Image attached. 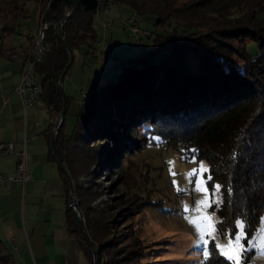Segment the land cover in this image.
Segmentation results:
<instances>
[{
	"label": "trees",
	"instance_id": "trees-1",
	"mask_svg": "<svg viewBox=\"0 0 264 264\" xmlns=\"http://www.w3.org/2000/svg\"><path fill=\"white\" fill-rule=\"evenodd\" d=\"M29 1L0 0V55L8 51L4 38L18 32L27 18ZM37 1L41 20L48 22L49 28L46 50L35 63L34 72L41 77L40 98L52 118L46 131L51 142L63 106L66 113L67 96L63 102L59 79L70 57L57 33L63 8L59 4L50 7L48 0ZM113 2L133 10L131 27L137 28L132 29L139 33L137 41L146 35L152 44L119 60L114 81L85 91L72 133H63L62 121L55 135L50 154L68 188L69 235L77 240L90 264H139L141 246L137 238L123 229L119 235L110 236L111 221L90 206L98 193L81 191L75 182L73 151L91 155L99 169L112 172L149 139L157 138L167 145L182 143L207 161L210 193L213 195L214 185H220L218 206H211L220 222L217 230L233 235L234 222L240 218L250 238L264 214V18L260 15L264 0ZM96 10L79 6L62 25L63 37L72 51L83 43L92 48L97 40L93 25ZM141 22L151 29L140 28ZM248 39L257 42L258 53L246 51ZM209 175L211 181H207ZM70 182L74 199L76 194L79 198L81 227L93 250L84 240L70 204ZM136 196L130 194L131 204L142 203L136 202ZM215 246L211 239L208 248L213 254L202 264H230ZM0 264H11L1 239Z\"/></svg>",
	"mask_w": 264,
	"mask_h": 264
},
{
	"label": "rangeland",
	"instance_id": "rangeland-1",
	"mask_svg": "<svg viewBox=\"0 0 264 264\" xmlns=\"http://www.w3.org/2000/svg\"><path fill=\"white\" fill-rule=\"evenodd\" d=\"M185 1L190 0H176V4ZM27 8L28 16L20 27L22 33L35 27L39 2L31 0L27 3ZM106 11L104 5H101L94 14L93 25L98 37L92 48L88 43H83L72 51L71 65L62 82L63 93L67 96L62 126L66 135H70L77 125L82 93L85 90L91 92L100 85L114 81L119 73V60L134 56L143 46L152 44V38L146 35H142L137 41L139 33L132 31L134 12L129 6L111 2ZM260 15L264 18V12ZM105 20L106 27L103 25ZM139 27L151 29L142 22ZM15 36L18 35L7 36L9 39L6 43L12 42L10 38ZM246 51L251 55L258 53L257 42L248 39ZM36 76L40 82L41 77L38 74ZM38 103L44 108L42 118L48 124L50 115L46 112L44 101L39 100ZM73 156L75 182L81 186V191L98 193L97 198L91 199L90 206L111 221L110 236L119 235L123 229L125 232L131 231L137 238L141 246L139 264L203 263V244L197 243L198 233L194 225L189 223V218L198 219L204 215L217 221V215L211 207L201 206L199 211L195 209L196 202L204 199L205 195L208 197L206 203L219 200V195H212L207 183L202 185L207 189L206 193L194 191L197 178L192 177L190 183L185 174L191 169L199 168L201 161L208 167L204 158L187 150L182 143L167 145L157 138L156 141L149 139L141 150L126 157L122 167L113 168L112 172L99 169L91 155L89 157L79 153L77 149L73 151ZM207 173H204L205 181ZM132 193L134 196L141 194L135 200L142 203L131 204L129 196ZM78 200L76 194V202ZM26 215L27 209L25 217ZM1 221L11 229L7 235L0 234V239L7 246L11 264H58V259L48 260L42 252H36L35 256L27 253L29 248L25 243L17 250L19 243L16 233L12 231L18 225L23 227L20 207L16 208L14 204L9 206L7 213L0 217ZM208 223L210 232L211 221ZM236 231L230 235L217 230L213 241L215 244H226ZM211 239L209 238V242ZM240 243L244 246L241 264L245 260L247 264H264V214L257 231L250 238L244 234Z\"/></svg>",
	"mask_w": 264,
	"mask_h": 264
},
{
	"label": "crops",
	"instance_id": "crops-1",
	"mask_svg": "<svg viewBox=\"0 0 264 264\" xmlns=\"http://www.w3.org/2000/svg\"><path fill=\"white\" fill-rule=\"evenodd\" d=\"M40 12L39 4L33 30L22 33L19 28L18 32L11 34L18 35L10 38L12 42L6 43L9 37L4 38L8 51L0 55V141L16 144L14 154L0 156V173L13 175L19 152L24 149L29 177L24 183L0 184V217L7 213L11 205L20 207L23 227L18 225L12 231L19 243L17 250L25 243L29 248L27 253L33 256L42 252L48 260L58 259V264H87L77 240L67 231L68 188L58 163L50 154V138L46 132L52 118L50 116L48 124L43 120L44 108L38 103L41 98L24 108L15 93V87L29 68L33 56V39L41 19ZM44 104L48 114V107ZM10 232L7 223L1 221L0 234ZM22 253L25 254V251Z\"/></svg>",
	"mask_w": 264,
	"mask_h": 264
},
{
	"label": "built area",
	"instance_id": "built-area-1",
	"mask_svg": "<svg viewBox=\"0 0 264 264\" xmlns=\"http://www.w3.org/2000/svg\"><path fill=\"white\" fill-rule=\"evenodd\" d=\"M111 2H113V0H98V5L99 7L104 5V10L106 11L109 3ZM103 25L105 26L106 22H104ZM48 28L49 23L40 19L38 28L34 34L33 56L30 61L29 68L24 72L15 87V93L18 95L24 108L33 105L38 99H40V83L38 82L36 73L34 72V65L42 59L46 50L45 33ZM132 29L133 31H137L136 27H133ZM144 33L147 32L144 31ZM82 96H85V92L82 93ZM15 152L16 144L14 142L0 141V156L14 154ZM19 155L20 157L16 163L15 173L13 175H4L0 173V184H13L16 182L24 183L28 180L29 177L26 172V153L24 149L20 150ZM74 201L76 202L75 199Z\"/></svg>",
	"mask_w": 264,
	"mask_h": 264
},
{
	"label": "snow or ice",
	"instance_id": "snow-or-ice-1",
	"mask_svg": "<svg viewBox=\"0 0 264 264\" xmlns=\"http://www.w3.org/2000/svg\"><path fill=\"white\" fill-rule=\"evenodd\" d=\"M195 151V150H193ZM193 161H195V157H193ZM172 163L171 161L169 162ZM208 167L204 164L203 161L200 162L199 168L191 169L189 172H187L185 175L189 178V182L192 183V177H196L195 181V188L194 191H201V192H207V189L202 187L203 184L206 183L204 180V173L208 172ZM175 175V173H172ZM212 176L209 175L207 177V181H211ZM175 184V181H174ZM181 189H178L180 191ZM220 190V185H214L213 186V195L218 193ZM229 192H231V189H229ZM208 197L205 195L204 199L196 202V209L195 211H199L201 206L211 207L212 204H216L218 206V200H212L211 203H206ZM185 210L187 211V207H185ZM209 221H211V231L209 232ZM189 223L194 225V229L198 233V240L197 243L200 244L202 242L203 244V257L204 261H208L213 254L212 251L207 247L209 243V238L214 239L215 235L217 233V227L216 225L220 223L219 221L212 220L208 216L202 215L200 218H189ZM235 227L238 231H236L233 238H229L227 240L226 244H216V250L225 257L226 260L230 262V264H241L242 259V253L244 252V246L241 245L240 241L242 237L244 236L245 232V221L237 218L235 220Z\"/></svg>",
	"mask_w": 264,
	"mask_h": 264
},
{
	"label": "water",
	"instance_id": "water-1",
	"mask_svg": "<svg viewBox=\"0 0 264 264\" xmlns=\"http://www.w3.org/2000/svg\"><path fill=\"white\" fill-rule=\"evenodd\" d=\"M58 4L63 8L64 16L57 23V33H58V36L60 37V39L62 40L63 44L65 45V47L68 51L69 57H70V60L67 64V66L64 68L62 75L60 76V79H59V88H60L61 96H62V99L64 102V93H63V88H62V82L64 79V75H65V73H66V71H67V69H68V67L72 61V50L70 49V47L65 42V39L63 37L62 30H61L62 25L79 8V6H82L84 10H96L99 8V5H98V0H48V5L50 7H55ZM64 115H65V107L63 106L58 126L55 128L54 133H53L52 138H51V142H50V151L51 152H52V145H53L55 135H56L60 125L62 124V121L64 119ZM70 189H71V192H70V200L69 201H70V204L73 208L74 215L76 217L77 223L79 224V226L81 228V232H82V236H83L84 240L90 244L88 236L86 235V233L84 232V230L81 227V221L83 218H82L81 212L78 208L77 202L74 201V194L72 191L71 182H70ZM90 247L93 250V246L91 244H90Z\"/></svg>",
	"mask_w": 264,
	"mask_h": 264
}]
</instances>
